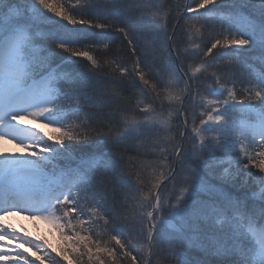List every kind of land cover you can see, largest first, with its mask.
<instances>
[{"label":"snow or ice","instance_id":"snow-or-ice-1","mask_svg":"<svg viewBox=\"0 0 264 264\" xmlns=\"http://www.w3.org/2000/svg\"><path fill=\"white\" fill-rule=\"evenodd\" d=\"M141 37L145 57L170 49L166 79ZM117 38L130 66L111 54ZM128 89L151 102L93 127L88 110ZM147 134L137 157L151 160L111 154ZM106 183L135 193L124 207L169 264H264V0H0V249L18 242L0 260L137 264ZM17 212L54 225L64 246L19 234L4 220Z\"/></svg>","mask_w":264,"mask_h":264},{"label":"trees","instance_id":"trees-1","mask_svg":"<svg viewBox=\"0 0 264 264\" xmlns=\"http://www.w3.org/2000/svg\"><path fill=\"white\" fill-rule=\"evenodd\" d=\"M154 2L160 3L161 0H154ZM183 2L184 0H163V3H165L168 7H172V8H174L177 3H183ZM141 13L148 15L149 13L147 7L140 9L139 11L134 9L132 14L138 16ZM69 27L71 26L69 25ZM169 31H171V29H169ZM206 38H207V34H206ZM144 40L145 38L141 37V43L138 46L140 49L139 54L142 57H145ZM155 47H156L155 52L151 51V47L148 48V55L145 57V59L150 65H152V67L156 72L160 73L161 77L166 79V63L168 61L170 49L166 44H158ZM112 48H113V52L111 54H114L119 60L126 62L130 66L132 58L128 51L127 43L122 42L120 38H117ZM234 71L236 72L237 76H240V72H241L240 69H234ZM243 86L244 85H241L239 83L237 84L238 88ZM138 92L139 89L125 90L122 94L123 98L113 101L111 106L103 107L101 109H89L86 114L91 113V118L92 121L94 122L93 127H98V125L101 123H107V117L108 114L110 113L114 114L118 118L125 109L134 107L137 99H142L144 100L145 103L151 102L149 99L145 97L132 95V93H138ZM158 105H159V101H157L153 105L154 107H157V111H159ZM136 118L142 120L143 116L137 114ZM154 135L155 134H147L145 136H142L139 141L124 142L121 148L112 149L111 154H113L116 159H119V157L123 155L125 157V160L122 161L121 163L125 166H127V160L129 158L138 161L151 160L152 159L151 155L147 157L145 156L137 157L138 152L148 151V149L144 147L138 148L137 145L141 143H149L152 139V136ZM124 149H127V151H124ZM87 151L89 150L77 149V153L87 152ZM105 151H108V149H105ZM105 179H108V177H105ZM101 192L103 195L108 197L109 207L115 204L116 211L126 214V218L121 220V227L123 229L124 236L127 237L130 241L129 247L133 249V255L137 256V264H169V254L167 251V245L159 240L153 242L152 245H149L147 241L146 230L144 229V227L142 226L139 220V213L134 212L130 206L124 207L125 196L127 195L131 197L135 195V193L130 192L129 189H127L126 187H122L119 184H112V183H106L105 185H103ZM127 203L131 205L132 201L129 200ZM104 238L108 239L107 236ZM195 255H200V254L195 253ZM83 264H91V262L87 260V256L83 258ZM122 264H131V261L125 258L122 261Z\"/></svg>","mask_w":264,"mask_h":264},{"label":"rangeland","instance_id":"rangeland-1","mask_svg":"<svg viewBox=\"0 0 264 264\" xmlns=\"http://www.w3.org/2000/svg\"><path fill=\"white\" fill-rule=\"evenodd\" d=\"M36 129H42L44 132H49L50 129L45 127L41 123H36L35 125ZM9 151L14 150L12 145L6 146ZM5 222L7 224H10L12 228H14L19 234L25 235L27 234L29 238L35 240L38 243H43V241H47L49 244L52 245L53 248H60L64 246V242L61 239L59 231L52 225L51 223L44 221V220H33L31 219L28 214L19 213L17 212L13 216H6L4 218ZM6 244L9 243L8 240L5 241ZM11 248H4L0 249V251L9 252L12 251V249L15 248V245L18 243L16 241H11ZM28 251L32 253V259H35V256L38 255V253L35 252V249L28 247ZM51 251V249H49ZM14 251H12V255H14ZM42 255V253H39ZM55 255V253H53ZM57 259H60L57 257ZM0 264H4V261L0 260ZM38 264V262H37ZM63 264H66V262H63Z\"/></svg>","mask_w":264,"mask_h":264}]
</instances>
